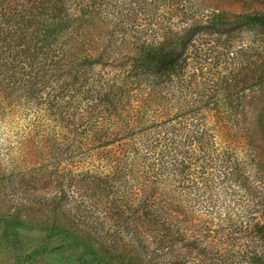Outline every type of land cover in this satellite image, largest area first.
Here are the masks:
<instances>
[{
  "label": "rangeland",
  "instance_id": "374dc122",
  "mask_svg": "<svg viewBox=\"0 0 264 264\" xmlns=\"http://www.w3.org/2000/svg\"><path fill=\"white\" fill-rule=\"evenodd\" d=\"M253 14L264 0H0V264H264ZM188 31L172 74L140 70Z\"/></svg>",
  "mask_w": 264,
  "mask_h": 264
},
{
  "label": "trees",
  "instance_id": "16d2710c",
  "mask_svg": "<svg viewBox=\"0 0 264 264\" xmlns=\"http://www.w3.org/2000/svg\"><path fill=\"white\" fill-rule=\"evenodd\" d=\"M219 15L220 14L218 13L213 14V16H217V17ZM248 17H247L248 18L247 20L249 21L250 24H253L258 29H260L262 32H264V14H253V15H249ZM208 24L209 23L203 24L205 25L203 27H213L217 25V23H211L209 26H206ZM53 31L54 29L45 31L44 36H49V34H51ZM190 31H188L184 35V38L180 40L178 47L163 46L158 49L150 48V50L147 53H145L143 57V62H142V66L140 70L142 69L149 70L153 75H156L158 77L169 76L170 74H172L173 71L178 66V63L180 62V60L185 55L186 50L188 49V46L190 44V41L192 40L193 32H190ZM37 104L39 103L37 102ZM262 120H264V111H263ZM260 128L262 131H264V124H261ZM261 143L264 144V133H262V136H261ZM58 144L59 143H54L52 145L53 148L56 147V151H58V147L56 146ZM68 150H69V147H64L62 151H68ZM260 160H261L260 158H254L252 159V162L256 161L254 164L261 162L264 165V160H261V161ZM238 163H241L240 159ZM260 176L262 178L261 183L264 189V173H261Z\"/></svg>",
  "mask_w": 264,
  "mask_h": 264
}]
</instances>
